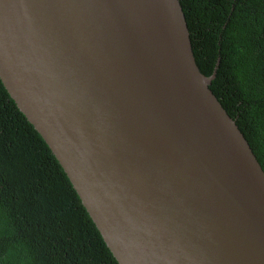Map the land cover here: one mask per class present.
I'll return each mask as SVG.
<instances>
[{
  "label": "water",
  "instance_id": "water-1",
  "mask_svg": "<svg viewBox=\"0 0 264 264\" xmlns=\"http://www.w3.org/2000/svg\"><path fill=\"white\" fill-rule=\"evenodd\" d=\"M215 74L180 0H0V79L119 264H264V170Z\"/></svg>",
  "mask_w": 264,
  "mask_h": 264
},
{
  "label": "trees",
  "instance_id": "trees-1",
  "mask_svg": "<svg viewBox=\"0 0 264 264\" xmlns=\"http://www.w3.org/2000/svg\"><path fill=\"white\" fill-rule=\"evenodd\" d=\"M211 90L264 170V0H180ZM217 65V68H216ZM0 264H119L0 79Z\"/></svg>",
  "mask_w": 264,
  "mask_h": 264
}]
</instances>
